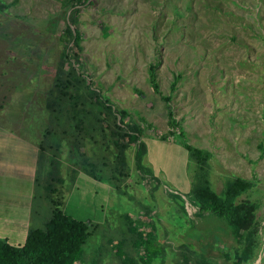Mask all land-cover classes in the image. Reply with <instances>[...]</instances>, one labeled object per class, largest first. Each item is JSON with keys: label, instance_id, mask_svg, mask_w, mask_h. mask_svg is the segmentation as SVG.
Returning <instances> with one entry per match:
<instances>
[{"label": "rangeland", "instance_id": "1", "mask_svg": "<svg viewBox=\"0 0 264 264\" xmlns=\"http://www.w3.org/2000/svg\"><path fill=\"white\" fill-rule=\"evenodd\" d=\"M74 2L18 0L0 11V237L21 245L28 229L43 227L54 198L65 214L98 226L84 247L86 264L96 251L100 264H119L106 238H129L127 221L140 217L153 224L154 246L163 247L151 264H180L181 243L209 264H232L224 256L236 247L230 229L191 199L196 164L182 146L185 139L211 154L205 172L216 193L234 176L253 182L235 201L259 206L261 251L246 264H264V0ZM67 25L80 35L77 46ZM151 63H158L163 96L179 76L170 105L184 138L168 134L166 103L149 84ZM60 67L74 68L83 81L88 130L80 136L69 108H47ZM89 91L111 111L99 108ZM118 110L142 129V163L150 176L135 169L132 145L116 188L106 180L117 153L111 131ZM77 137L103 180L86 174Z\"/></svg>", "mask_w": 264, "mask_h": 264}, {"label": "trees", "instance_id": "2", "mask_svg": "<svg viewBox=\"0 0 264 264\" xmlns=\"http://www.w3.org/2000/svg\"><path fill=\"white\" fill-rule=\"evenodd\" d=\"M17 1L12 0L8 5L4 4L3 6L0 4V11ZM72 1H75L72 3V6L75 7L78 3H84L88 0ZM77 11L78 9L74 8L72 13L75 14ZM72 21L70 19L68 23L71 24ZM72 31L70 26L67 25L65 33L72 40V44L77 46L80 35L77 29ZM62 58V61H68L69 54L66 50L62 51ZM157 64L151 63L148 66L149 84L154 92L160 95L162 101L166 103L168 134L174 135L178 131L179 137L184 138V132L179 121L175 119L170 105L171 94L176 89L179 76L173 79L170 85V94L163 96L156 81L155 69ZM82 82L80 74H77L74 68L70 67L69 70H65L60 67L49 90L50 99L47 102V108L51 113H54L60 107L69 108L67 110L77 136L88 130L84 127L87 112L80 105L82 101L79 85ZM89 92L97 100L99 108L108 112L111 111V105L107 104L105 100H101V96L99 97L93 91ZM117 112L119 119L117 123L113 122L114 129L111 131L113 137H115L113 144L117 153H115L112 165L108 167V179L106 180L116 188H118L122 177L125 175V167L127 166V163L124 162L125 152L132 145L135 146V169L145 176H150V172L142 163V158L145 155L144 145L140 140L142 129L137 124L131 125V123L128 124L122 119V116L126 114L125 110H118ZM113 119L116 121V116H113ZM95 121L102 124V120L98 116L95 117ZM159 139L166 140V136L161 135ZM80 141L81 139L77 137L73 144L79 156L82 157L85 166L87 164L89 166L87 170L84 166L86 174L94 180H103L104 178L96 174V164H89L90 162L83 156L82 147L79 145ZM182 146L188 152L190 159L196 164L194 181L189 190L192 201L201 209L207 210L221 219L230 229L231 236L236 243L232 255L224 253L225 258L232 260V264L253 262L258 258L262 244V227L257 218L259 206L254 201L239 200L240 196L253 186V182L234 176L225 181L220 193H216L206 178L205 172L211 154L189 144L185 139L182 140ZM238 196V200L235 201ZM50 201L52 202V209L49 211L43 227L28 229L21 245H13L7 239L0 237V264H86L84 247L88 238L95 229H98V226L72 218L64 213L58 200L52 198ZM144 208L145 216L149 212V208L147 206ZM181 210L186 215L182 203ZM142 218L127 221L126 232L130 235L129 238L115 239L113 236H107L106 240L110 244V248L117 257L119 264H151L163 253L162 246H154L157 241V234L153 224L142 222L140 220ZM126 244L134 250L136 257L131 255ZM99 253L100 251H96L87 264H100ZM194 255L198 256L187 244L181 243L178 246L180 264H209L203 256L197 258Z\"/></svg>", "mask_w": 264, "mask_h": 264}]
</instances>
